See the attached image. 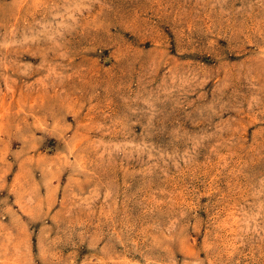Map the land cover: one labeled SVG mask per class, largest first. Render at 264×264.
<instances>
[{"label": "rangeland", "instance_id": "obj_1", "mask_svg": "<svg viewBox=\"0 0 264 264\" xmlns=\"http://www.w3.org/2000/svg\"><path fill=\"white\" fill-rule=\"evenodd\" d=\"M0 264H264V0H0Z\"/></svg>", "mask_w": 264, "mask_h": 264}]
</instances>
